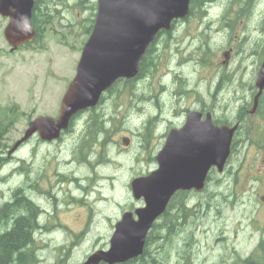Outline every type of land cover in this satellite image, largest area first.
I'll list each match as a JSON object with an SVG mask.
<instances>
[{"label":"rangeland","instance_id":"374dc122","mask_svg":"<svg viewBox=\"0 0 264 264\" xmlns=\"http://www.w3.org/2000/svg\"><path fill=\"white\" fill-rule=\"evenodd\" d=\"M40 4L39 40L15 51L4 36L8 18L0 15V119H13L3 135L5 145L0 143V206L20 186L39 206L42 227L34 232L36 259L30 264H81L94 250L108 248L114 222L125 210L142 206L130 182L157 168L163 139L158 130L181 122L186 107L205 102L215 119L242 124L231 156L223 172H211L204 191L174 197L176 206L185 200L195 213H187V223L168 244L156 240L149 250L160 264H236L239 254L264 262V252L256 246L263 235L258 228H264V95L259 111L249 113L264 59V0H207L209 12L201 2L188 20L179 21L172 38L163 35L154 44L146 74L114 85L61 139L34 137L11 157L9 148L30 120L59 115L91 31L88 18L97 10V0ZM230 20L233 26L226 27ZM243 36L246 41L240 43ZM157 94H164L158 96L163 103L158 107ZM159 110L169 118L157 122L149 137L146 124ZM95 120L105 121L107 128L96 146L82 149L86 126ZM184 249L187 261L180 255Z\"/></svg>","mask_w":264,"mask_h":264},{"label":"water","instance_id":"95a60500","mask_svg":"<svg viewBox=\"0 0 264 264\" xmlns=\"http://www.w3.org/2000/svg\"><path fill=\"white\" fill-rule=\"evenodd\" d=\"M97 1L93 29L83 46L76 75L62 99L60 115H41L30 121L25 135L11 151L36 132L44 140L59 137L76 113L95 106L103 91L119 78L135 77L157 33L171 29L174 19L184 18L190 12V0ZM34 5L35 0H0V14L9 18L4 35L12 49L36 36L32 23ZM256 85L252 113L264 91V60ZM237 128L238 124H215L210 114L201 120V113L191 112L182 128L170 131L157 155L159 167L131 182L134 196L143 197L145 205L124 212L115 224L110 248L95 251L83 264H114L142 254L148 232L173 194L178 190H202L212 167L223 170Z\"/></svg>","mask_w":264,"mask_h":264},{"label":"trees","instance_id":"16d2710c","mask_svg":"<svg viewBox=\"0 0 264 264\" xmlns=\"http://www.w3.org/2000/svg\"><path fill=\"white\" fill-rule=\"evenodd\" d=\"M40 2L41 0H35V9L33 11L32 17L33 22L37 24L39 23V20L42 16V12H40ZM194 6L195 4L192 3L191 11L193 10ZM93 7L96 8V6ZM88 20L90 21V26H88V29H91L93 27L94 18L90 17ZM40 36L41 33L38 31V37ZM154 44L155 41H153L147 48L145 56L140 63L138 76L144 72L146 73L147 68L149 69V67L152 65V61L149 65V59L152 60L150 53L154 47ZM120 81L121 80L118 82ZM112 89L113 87L111 90ZM92 117H90L89 120L93 119ZM12 120L13 119L8 115H4L0 119V136L2 146L5 144L3 135L9 129ZM91 122L92 124L86 126V132L82 139L83 143H81L82 149L84 147L92 149L99 141L100 132L105 129V121L95 120ZM103 145H105V142ZM185 203V200H182L178 206H176L173 198L169 203L165 213L161 216L159 221L154 224L152 230L150 231L147 237V243L144 252L137 258L116 264H160V259L155 254H153L149 248L152 242L156 240L162 241L163 246H165V244H168L171 241L174 235L178 234L180 228L187 223V213H195V210L188 208ZM176 211L177 214L175 213ZM39 212V206L30 196L26 194L24 186L16 188L14 190L12 200L3 204V207L0 211V264L33 263V260L36 258L35 255H33L34 249L32 248V243L34 242V232L39 228ZM160 220H162L161 223ZM10 222H12V224ZM5 223H8V225H5ZM260 249L264 252V239H262L260 242ZM180 255L185 257L183 260H189V253L186 249H184ZM256 263L264 264L263 262L259 261Z\"/></svg>","mask_w":264,"mask_h":264},{"label":"flooded vegetation","instance_id":"af4514ba","mask_svg":"<svg viewBox=\"0 0 264 264\" xmlns=\"http://www.w3.org/2000/svg\"><path fill=\"white\" fill-rule=\"evenodd\" d=\"M197 1H202L203 2V4H204V9H205V12H208L207 11V9H206V6H207V0H191V5H192V3H194V4H196L197 3ZM194 8H195V6H194ZM193 8V9H194ZM193 11V10H192ZM192 13V12H191ZM205 17H207V15H205ZM190 18V15H188V16H186L184 19H177V20H175L174 21V23H173V29H171L170 31H163V32H161V33H159V35H158V37H157V39H156V41H155V44L156 43H158L159 44V41H160V37L161 36H163V35H166V36H171V38H172V35H173V31H174V29H175V27H176V25L179 23V21H186V20H188ZM200 19H202V21H203V19L204 18H202V17H200ZM202 21H200V22H202ZM225 26L226 27H232L233 25L231 24V20H230V22L228 21V22H226L225 23ZM236 26V25H235ZM234 26V27H235ZM208 28V27H207ZM210 28V27H209ZM245 37L247 38V36H243V39H242V41L240 42V43H243V42H245L246 40H245ZM159 45H157L156 47H155V49H157V47H158ZM201 46V45H200ZM228 56H229V54H227ZM152 57V56H151ZM186 60H188V59H186ZM146 74V73H145ZM221 79H222V76L219 78V80L217 81V83L215 84V89H214V95L217 97V95L220 93V89H219V83H220V81H221ZM232 85H235V83L234 84H232ZM163 87H161V89H162ZM236 88V87H235ZM197 90V89H196ZM167 93H168V90H165ZM164 91V92H165ZM180 91V90H179ZM160 95H162V94H160ZM160 95H158L157 94V96H156V105H157V107L159 106V105H162L163 103H161L160 101H159V98H158V96H160ZM196 96H201V92H198V93H196ZM161 97V96H160ZM245 97V96H244ZM205 101V100H204ZM204 101H202V102H204ZM247 101H248V98H247ZM164 102V101H163ZM207 102H205V105L207 106ZM205 105H191V106H188V107H186L184 110H183V112H182V115L184 116V118H183V120L181 121V122H178V123H167V125H166V127L164 128L165 129V132H163V136H166V134H167V131H169L171 128H173V127H176V128H179V127H181V126H183V124L185 123V121H186V118H187V115H188V113L192 110H197L198 112H201V115H202V118H204L206 115H207V113L208 112H211V111H209V108H207ZM142 109H144L143 107H142ZM227 111H226V113L227 112H229V109H226ZM223 111H225V109H223ZM243 111V110H242ZM163 113H164V111H162V110H159V114L157 113L156 115H154V118L155 119H162L164 122L166 121V120H168V118L167 119H165V118H162V116H163ZM212 114H213V116H214V113L212 112ZM163 121H161L160 123H162ZM149 124H151V120H149L148 121V123L146 124V127H149ZM0 139H1V136H0ZM9 154V153H8ZM14 154H9V156H13ZM3 157V155L0 157V158H2ZM11 224H12V222H10ZM5 225H8V223H5Z\"/></svg>","mask_w":264,"mask_h":264},{"label":"bare ground","instance_id":"6f19581e","mask_svg":"<svg viewBox=\"0 0 264 264\" xmlns=\"http://www.w3.org/2000/svg\"><path fill=\"white\" fill-rule=\"evenodd\" d=\"M197 2H198V3L195 4V7H197V6L200 7L202 1H197ZM158 35H159V34H158ZM158 35H156V37L154 38V41H156ZM2 231H3V230H2ZM33 255H34V254H33ZM34 260H35V259H34ZM34 260H33V262H34Z\"/></svg>","mask_w":264,"mask_h":264}]
</instances>
